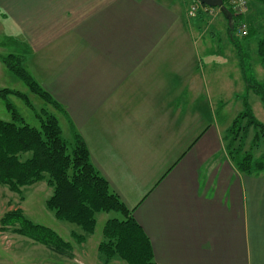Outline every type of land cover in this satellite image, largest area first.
Here are the masks:
<instances>
[{
	"label": "crops",
	"instance_id": "0c3cea01",
	"mask_svg": "<svg viewBox=\"0 0 264 264\" xmlns=\"http://www.w3.org/2000/svg\"><path fill=\"white\" fill-rule=\"evenodd\" d=\"M176 8L0 0V62L24 56L132 211L154 264H264V170L245 175L231 162L222 63L209 87V43L192 38L201 39L202 19L192 25Z\"/></svg>",
	"mask_w": 264,
	"mask_h": 264
},
{
	"label": "trees",
	"instance_id": "16d2710c",
	"mask_svg": "<svg viewBox=\"0 0 264 264\" xmlns=\"http://www.w3.org/2000/svg\"><path fill=\"white\" fill-rule=\"evenodd\" d=\"M227 1L223 0V4L232 14L234 25L240 18ZM249 1L264 4V0ZM209 10L197 4L193 15L201 17ZM187 17L191 18L188 14ZM233 25L229 30L230 38L235 42ZM249 36L248 31L245 38ZM260 55L264 62L263 49ZM1 61L41 101L65 115L60 104L26 71L23 55H8ZM262 103L264 107L263 96ZM42 112L39 128L28 126L14 112L10 121L0 120V186L19 195L22 188L46 179L52 188L46 207L53 211L57 220L79 228L80 234H71L77 245L91 236L99 214L114 213L115 217L106 219L103 224L97 245L99 258L105 262L117 259L124 264H154L148 237L133 218L132 211L124 206L91 162L83 138L70 126L71 138L64 139L57 118L44 109ZM226 133L227 150L234 167L245 175L261 173L264 170V125L252 115L247 105L233 119ZM248 137L249 148L244 150ZM256 149L260 155L253 159L252 151ZM8 230L60 257L74 259L70 243L62 241L52 230L27 220L20 209L8 211L0 218V231Z\"/></svg>",
	"mask_w": 264,
	"mask_h": 264
},
{
	"label": "rangeland",
	"instance_id": "374dc122",
	"mask_svg": "<svg viewBox=\"0 0 264 264\" xmlns=\"http://www.w3.org/2000/svg\"><path fill=\"white\" fill-rule=\"evenodd\" d=\"M158 1L177 7L176 9L180 8L182 11H186V14L194 7L191 0ZM242 2L245 3V6L243 10L240 8L243 11L238 17L240 21L237 20L234 25L232 21L231 23L226 21L217 9L209 10L217 12L216 15L205 12V14H201V17L195 14L191 18H187L191 19L192 25L193 21L199 22L202 19L200 23L201 39L194 33L192 38L209 43L204 55L205 62L209 63L205 70L206 75H208L206 78L209 87H213L211 85L213 83L212 72L216 69L215 64L222 63L218 67L219 75L217 76L220 82L217 85L225 94L222 97L223 106L219 112L224 116V141L227 137V128L233 119L244 111L245 105L249 107L252 115L264 125L262 103V96L264 97V62L260 55L261 49L264 50V4L249 0H242ZM227 4L229 5V0ZM239 23L245 25L246 34L249 31L250 36L248 38H245L246 34L242 37H240L241 35L237 36ZM232 25L236 36L234 37L235 42L230 38V26ZM1 35L2 32L0 31V37ZM256 85L262 88L259 90ZM211 98L216 103L218 96L211 95ZM43 109L51 112L57 118L62 137L70 140L71 125L68 118L41 101L0 62V120L10 121L11 113L14 112L28 126L39 128V117H43ZM249 138L245 142L244 150L249 148ZM259 155L258 149L252 151L253 159H257ZM46 181L45 179L22 188L19 195L10 192L5 186H0V218L8 211L20 209L27 220L52 230L62 241L70 243L74 259L67 260L60 257L44 246L34 244L30 240L14 234L12 230H8L6 232L0 231V264H124L117 259L105 262L99 258L97 253L103 224L106 219L115 217V214H99L91 236L81 245H77L74 243L71 234H80L79 228L66 221L57 220L53 211L46 207V201L52 193V188L47 185Z\"/></svg>",
	"mask_w": 264,
	"mask_h": 264
},
{
	"label": "built area",
	"instance_id": "2783aa9c",
	"mask_svg": "<svg viewBox=\"0 0 264 264\" xmlns=\"http://www.w3.org/2000/svg\"><path fill=\"white\" fill-rule=\"evenodd\" d=\"M229 5L231 6L233 12L235 13V15H237L238 17L242 14L245 6V3L242 2V0H229ZM196 5H194L193 8H191L190 11H188V16H192L194 14V10L196 9ZM241 8V10H240ZM238 27V34L237 36L241 35L240 37L244 36L246 34V27L245 25H243V23H239Z\"/></svg>",
	"mask_w": 264,
	"mask_h": 264
},
{
	"label": "water",
	"instance_id": "95a60500",
	"mask_svg": "<svg viewBox=\"0 0 264 264\" xmlns=\"http://www.w3.org/2000/svg\"><path fill=\"white\" fill-rule=\"evenodd\" d=\"M199 5H204L210 9H218L221 15L228 21L231 22L232 14L224 6L223 0H194Z\"/></svg>",
	"mask_w": 264,
	"mask_h": 264
}]
</instances>
